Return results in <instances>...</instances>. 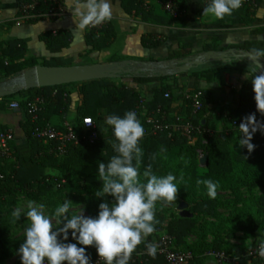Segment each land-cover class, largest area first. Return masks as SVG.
I'll use <instances>...</instances> for the list:
<instances>
[{"label": "trees", "instance_id": "1", "mask_svg": "<svg viewBox=\"0 0 264 264\" xmlns=\"http://www.w3.org/2000/svg\"><path fill=\"white\" fill-rule=\"evenodd\" d=\"M134 1L139 2V0ZM261 3L262 0H260V5ZM235 11L245 14L251 13L247 7H241ZM173 20L176 21L178 18ZM113 36V29L107 22L96 28L86 30L85 41L87 45L91 46V49H97L106 47ZM39 39L46 44L51 53H59L69 46L71 34L47 31L42 33ZM25 41L24 39L8 40L6 47L2 49L0 54L2 79L36 65L34 61L27 63L16 61L24 53ZM162 42V39L142 38L143 45L148 47H158ZM186 47L187 45L183 44L178 50L171 52L170 57H184L188 53ZM229 48L251 54L253 49L264 50V25L251 27L246 39L220 49ZM213 49L212 44L204 46L205 51ZM239 61L253 67V64L246 58ZM41 65H71V60L61 56H53ZM218 71V68L194 67L179 75L148 76L141 74L131 76L129 78L133 82L132 86L116 85L111 82V79H96L20 91L17 94L26 95L23 102L18 104V109L24 110L26 115L25 122L20 123L25 133V139L20 145H15L14 141L11 142L7 153L0 151V174L4 177L0 179V197L9 194L13 185L25 190H35L37 195L59 196L56 193V188L64 186L62 180L70 172L84 177L98 178V162H107L116 154L112 147L114 137L111 134V129L105 124V118L108 115L123 116L126 111H132L137 102L138 92L141 93L137 86L143 85L146 88V95H143L148 99L149 111H154L159 107L164 112L165 117L171 121L177 115H191L190 100L184 96L185 83L183 79L196 78L206 82H215L218 81ZM248 72L249 79H245L239 90L237 105L227 109L224 113L221 131L211 132L209 130L208 123L213 116L215 104L208 93L199 88L197 84L190 87L191 90L202 92L201 108L191 118L202 129L205 143H202L200 137L195 145H188L179 134H172L171 136L160 134L141 141L140 146L144 153L140 166L141 172L151 164L153 172L157 175L163 176L169 172L173 173L177 177V201L180 197V202L187 203L188 207L190 206L189 211L193 215L191 217L179 215L177 218L165 219L156 211L155 217L158 223L155 225V235L164 231L175 237L176 244L183 245L185 236L197 228L195 215H202L214 218L213 221H202L204 224L200 225V228L204 233L219 232L220 228L229 227L242 231L245 235L257 237L261 242L264 240V218H259L264 216V195L258 198L245 197L241 192L243 188L249 191L255 188L264 190V133L257 131L253 136L251 142L256 147L251 153L237 144L239 124L247 115L255 113L257 120L264 121V115L257 111L254 99L255 94L250 80L252 69ZM154 81L163 82V85L149 89V83ZM71 86L76 87L80 99V104L76 107L78 114L76 124L83 117H91L100 133L99 140L94 144L80 142L77 145H71L63 155L59 156L54 152V143L46 144L41 138L34 136L35 124L27 109L32 99L42 96L45 104L44 108L38 112L39 124H46L53 114L66 115L71 102ZM166 93L169 97H165ZM5 99H0V110L10 109V102ZM4 128L6 126L0 127V129ZM197 147L207 157L206 164L200 165L196 153ZM208 179L218 184L217 192L227 191L232 194L233 199L226 202L230 206L231 214L224 216L216 210L217 206L221 204L217 197L215 199L208 197L199 201L193 200L194 195H207L205 185L203 183L198 184L197 181ZM79 187H85L89 192L100 188L97 183H89ZM83 200L92 205L103 202V198H97L91 194L84 196ZM57 201L54 200V203ZM238 203L241 204L240 207L237 206ZM92 214L96 215L95 212H91ZM23 239L24 235L15 242H7L2 250V257L19 254L18 249L23 243ZM149 241L151 240L140 244L137 250L144 248ZM207 249L223 250L230 253L238 258V264H264L262 259L245 256L246 248L223 247L220 242H215L212 247L208 245L203 250L190 246L183 248V250H190L196 254ZM88 253L91 259L97 256L94 247L88 246ZM199 259L201 258L197 260ZM137 264H164V260L161 255L157 254L155 258L146 259L143 257Z\"/></svg>", "mask_w": 264, "mask_h": 264}, {"label": "clouds", "instance_id": "2", "mask_svg": "<svg viewBox=\"0 0 264 264\" xmlns=\"http://www.w3.org/2000/svg\"><path fill=\"white\" fill-rule=\"evenodd\" d=\"M63 3L72 13L75 29L81 32L113 19L109 0H63ZM242 3L243 0H210L203 15L223 20ZM252 56L254 66L250 80L257 111L264 115V71L257 74L264 69V50L253 49ZM91 123L89 119L84 124ZM105 124L114 137L112 147L116 154L107 162H98L97 176L102 185L95 197L103 198L98 214L86 216L84 208L80 213H73L71 200L66 199L55 208L56 223L53 224L44 204L28 201L26 210L17 208L12 212L14 221L24 216L29 222L18 249L21 264H92L88 246L95 248L103 264H130L137 247L156 231L157 203L177 201V177L173 173L157 175L151 164L143 172L140 170L144 154L140 143L145 129L137 113L126 111L123 116L108 115ZM238 129L237 144L251 153L256 147L251 142L253 136L257 131L264 133V121L257 120L252 113L243 119ZM197 183L205 185L210 199L216 198V182L208 179ZM146 247L148 255L155 258L159 245L148 242ZM255 252L264 258V241L256 245Z\"/></svg>", "mask_w": 264, "mask_h": 264}, {"label": "crops", "instance_id": "3", "mask_svg": "<svg viewBox=\"0 0 264 264\" xmlns=\"http://www.w3.org/2000/svg\"><path fill=\"white\" fill-rule=\"evenodd\" d=\"M63 1V0H62ZM210 0H178V20L166 13L160 4V0H109L112 7L113 19L111 25L114 36L106 47L91 49L85 41V32L75 29V21L72 13L66 10L61 16L48 14V7L40 9L41 14L28 19L18 16V0H0V54L6 47L7 41L12 39H24V53L17 59L18 62H32L42 64L53 56H61L71 60V65L108 63L126 59L145 61H164L170 57L171 52L178 50L186 44L188 53L184 56H194L204 52V46L212 44L213 50H226L234 43L241 42L248 37L251 27L264 25V0L255 11L245 14L234 11L231 16L218 20L212 15H203L204 8ZM47 31L68 32L71 40L67 48L59 53H51L39 36ZM150 37L153 40L162 39L158 47L143 45L142 38ZM183 58V57H181ZM242 60V59H241ZM202 68H218V81L206 82L196 78H184V96L191 86H197L208 93L214 102L213 116L209 120L208 127L211 132L221 131L222 118L226 110L237 105L239 90L252 69L248 64L239 60L222 63L221 61L206 62ZM120 79V78H117ZM118 85V83L113 82ZM163 82L149 83V89L160 87ZM151 95L149 93V99ZM71 102L68 113L64 116L53 114L47 123L59 125L64 120L73 123L77 121L76 107L80 104L79 94L76 90H70ZM25 112L21 109L0 110V127L11 128L15 139L14 144L24 142L25 133L20 123L25 122ZM164 232V231H163ZM160 233V232H159ZM155 232L147 237V240L155 238ZM243 234L235 231L226 235L221 246H235L245 248L247 242L239 238ZM190 236V235H189ZM253 238H257L254 237ZM252 238H249L251 240ZM253 242V240H251ZM193 241L187 237L183 245L176 244L178 249L191 246ZM19 254L0 258V264H20ZM197 264H227L211 258H201ZM238 264V263H232Z\"/></svg>", "mask_w": 264, "mask_h": 264}, {"label": "built area", "instance_id": "4", "mask_svg": "<svg viewBox=\"0 0 264 264\" xmlns=\"http://www.w3.org/2000/svg\"><path fill=\"white\" fill-rule=\"evenodd\" d=\"M160 4L164 11L169 15L176 17L179 15L178 0H160ZM47 6L48 14L51 16H61L66 14L65 5L62 0H18V16L21 19H28L41 14L40 9ZM260 6V0H243L241 7H247L251 11H255ZM240 7V8H241ZM165 97H169L168 93ZM202 92L196 90H186L185 98L190 100L191 115H177L169 121L161 108H156L154 111H149L148 99L138 92L137 102L132 111L137 113V116L145 129L144 138L158 136L164 134L171 136L179 134L183 137L188 145H195L198 139L202 138V143H205L204 134L199 125L195 124L191 118L192 115L201 108ZM45 100L42 96H38L31 100L28 104L27 112L31 116L35 124L34 136L39 137L46 144L54 143V152L57 155H63L67 148L71 145H77L80 142L94 144L99 140V131L91 117H83L78 124L64 121L59 125L39 124L38 112L44 108ZM10 109H18V103H10ZM91 120L93 123L84 124L86 120ZM15 139L11 128L0 129V151L7 153L9 144ZM196 153L198 159H202L205 154L197 147ZM0 174V179H3ZM264 241V240H263ZM159 245L158 253L163 257L164 264H197L198 258H212L219 262L232 264L238 263V258L223 250L207 249L200 254H196L190 250L178 249L176 247L175 237L163 232L155 241H149ZM247 257L260 258L255 252V249L246 251L244 254ZM148 259L147 247L136 250L132 254L130 264H137L142 258ZM92 264H103V260L99 259L98 255L92 259Z\"/></svg>", "mask_w": 264, "mask_h": 264}, {"label": "rangeland", "instance_id": "5", "mask_svg": "<svg viewBox=\"0 0 264 264\" xmlns=\"http://www.w3.org/2000/svg\"><path fill=\"white\" fill-rule=\"evenodd\" d=\"M14 75L15 73L4 79H2L3 76L0 75V81L6 80L10 77H13ZM111 80H112L111 82H116L118 83V85H122V86H132L133 85V82L130 80L129 77H122L120 79H111ZM71 89H74L77 91L76 87L74 86H71L70 90ZM137 89L141 91V94L146 95V88H144L143 85L137 86ZM25 98H26V95L24 94H15L13 96H10L4 99L10 103L16 102L18 104H21ZM62 182H64V186L56 188L57 190L56 193L59 196L55 195V196L48 197L45 195H37L35 190H25L22 187L13 185L11 187L9 194H6L0 197V258H2L3 256L2 250L4 248V245H6L7 242H10V241L15 242L24 235L25 228L28 226L29 222L26 220V217L24 216H21L18 222L14 221L12 212L16 210L17 208L26 210V205L28 201H34L36 204H44L46 214L50 216L53 224L56 223V219L54 216L55 208L60 206L66 199L71 200L70 201V205H71L70 211L73 213H80L84 208V215L86 216H95L93 214L91 215V212H95L96 215L98 214L99 204L92 205V204H88L87 202L83 200L84 196H87V194L95 195V192L97 190L93 192H89V190L85 189V187L82 188L79 186L81 185L85 186V184H89V183H97L101 187L102 181H100L98 178L84 177V176L74 174L73 172H70L66 174ZM241 192H242V195L245 197L253 196L255 198H258L264 195V190L261 188H255L252 191H249L246 188H243ZM216 197L219 198L221 202V204L217 206L216 210L224 216L231 214L232 212H230V206L227 205L226 202L233 199L232 194H230L227 191L217 192ZM178 198H179L178 201L173 202L171 204H161L158 202L156 205V211L160 215H162L165 219L177 218L179 216V210L177 209V206L180 203V197ZM207 198H208V195H205V194L204 195L197 194L196 196L195 195L193 196L194 201H199V200L207 199ZM54 200H58V201L54 203ZM237 206L240 207L241 204L238 203ZM189 208L190 206L187 207L188 211H189ZM259 218L263 219L264 216H261ZM195 220L198 224L197 228L194 231L190 232L187 236H185L184 241L187 237H189V239L193 241V244L190 247L199 248V250H203L205 247H208V245L212 247V245H214L215 242H220V240L222 241V239L226 235L233 234L236 231L229 227H222L220 228L219 232L211 231V232L204 233L200 228V225L204 224L202 223V221L203 220L213 221L214 218L211 216L205 217L202 215H195ZM240 232L241 234H243V236L242 235L240 236L239 234V238L247 242L245 243L246 251L255 249L256 245L259 242H261V240H258L257 238H253V236L251 235H245L242 231ZM162 233L163 231H161L158 235H155L156 237L151 239V241H155ZM249 238H252L251 240H253V242H251Z\"/></svg>", "mask_w": 264, "mask_h": 264}, {"label": "water", "instance_id": "6", "mask_svg": "<svg viewBox=\"0 0 264 264\" xmlns=\"http://www.w3.org/2000/svg\"><path fill=\"white\" fill-rule=\"evenodd\" d=\"M248 59L254 66V58L249 52L237 51L234 48L226 50H207L194 56L174 58L164 61H145L126 59L108 63H93L82 65L47 66L37 64L26 68L13 77L0 81V99L7 98L22 90L66 85L96 79H117L123 76L137 75L172 76L179 75L194 67L203 66L206 62ZM259 62V61H257ZM261 69L257 72L260 74ZM207 163V157L200 159V165ZM185 202L177 206L181 217H191Z\"/></svg>", "mask_w": 264, "mask_h": 264}]
</instances>
